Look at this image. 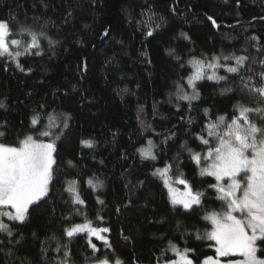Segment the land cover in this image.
Listing matches in <instances>:
<instances>
[{
    "label": "trees",
    "instance_id": "trees-1",
    "mask_svg": "<svg viewBox=\"0 0 264 264\" xmlns=\"http://www.w3.org/2000/svg\"><path fill=\"white\" fill-rule=\"evenodd\" d=\"M0 20L25 47L30 39L27 32L18 34L21 28L37 33L40 42L18 59L23 71L0 57V131L6 133L0 142L15 144L33 134L30 118L36 113V130H44L49 117L59 126L52 129L59 139L49 195L12 227V236L0 232V264H92L103 256L123 264H162L176 258L169 242L194 248V258L214 256V242L197 234L211 230L204 217L223 201L209 187L216 181L200 175L187 149L203 156L214 147L206 125L221 115L230 121L237 104L264 107L241 81L258 82L254 74L264 71V0H0ZM232 55L248 57L239 74L220 68L218 75L227 80L205 78L196 82L197 99L178 98L193 92L187 85L190 61L217 56L234 65L223 60ZM250 75L254 81L247 80ZM249 118L264 126L260 113ZM149 140L155 160L138 151ZM165 165L203 193L199 206L185 210L171 203L153 174ZM70 180L77 181L84 207L65 190ZM86 221L110 229L111 248L92 239L100 248L93 253L86 233L64 235Z\"/></svg>",
    "mask_w": 264,
    "mask_h": 264
},
{
    "label": "snow or ice",
    "instance_id": "snow-or-ice-1",
    "mask_svg": "<svg viewBox=\"0 0 264 264\" xmlns=\"http://www.w3.org/2000/svg\"><path fill=\"white\" fill-rule=\"evenodd\" d=\"M213 25L216 24L212 17H208ZM25 32L31 37L30 43L24 48V52L30 49H39L40 42L38 34L29 29L21 28L20 35ZM14 33L7 21L0 20V57H9L16 61V66L23 71L18 58L23 54L19 49L23 41L12 38ZM39 35H43L40 33ZM148 36L152 32L147 33ZM251 39L257 40L253 36ZM50 43H54L50 41ZM35 54L39 55V52ZM223 60H234L235 64H222L221 57L214 56L212 62L204 60H192L190 63L194 71L187 77V85L192 88L191 95L184 93L179 95V99L185 101L195 100L199 97L196 90V82L208 79L212 81L227 80V76L218 75V69L223 68L226 73L239 74L246 65L247 56L232 55L224 56ZM259 63L264 65V59ZM258 76V82L251 84L245 82L241 77L242 87L249 92L261 104H264V71L254 74ZM248 81H254V76L247 77ZM181 92L183 89L180 90ZM222 91H231L223 89ZM5 104L0 101V108ZM230 121L226 116L221 115L216 122L206 125L208 136L214 137L216 145L209 147L205 155L194 152L191 148L187 150L191 153V159L200 165L202 160L208 161L206 166L200 169V175L214 177L215 184L209 187L215 189L219 194L218 198L225 202L226 210L223 213L215 211L208 213L204 219L211 223V230L207 231L203 237L197 234V239H207L214 242L215 255L204 256L203 259L194 258L196 250L194 248H183L182 250L175 244L169 242V248L175 254V259L166 260L165 264H264V258L257 256L258 242L264 245V126H258L249 116L251 113H260L264 116V107H248L237 104ZM208 110L205 109L207 114ZM66 116L64 127H67ZM41 123L39 113L30 118L33 134H27L22 139H18L15 144L0 142V217H7L9 221L24 223L29 215L30 208L38 204L43 198L49 195L50 185L53 181L54 166L57 163L56 153L59 135L52 129L59 127L52 117L44 130H36V126ZM221 126L223 130L221 131ZM0 137L6 138V133L0 131ZM49 138L48 140L41 139ZM54 137V138H53ZM204 145H209L210 141L204 136L197 137ZM85 147H93L91 140H82ZM154 145L148 141V147L138 149L143 159L155 160L153 153ZM71 164V161H69ZM171 165H165L163 169H157L154 175L163 178L164 185L168 188L171 203L181 205L183 209H192L194 205L201 204L203 193L194 192L187 180L181 178L177 182L185 186L183 192H178L169 182L168 173ZM77 181H68L65 189L69 192L74 204L82 205L84 201L76 188ZM88 184L95 189L98 185L89 179ZM101 204L103 201H99ZM99 219H102L100 217ZM110 231L107 227H95L92 221L73 224L64 230V235L69 239L77 234L86 233L88 236V246L93 253L100 252V248L92 242V237L103 242L104 246L111 248L109 240L104 235ZM0 232H6L12 236V229L3 220H0ZM60 249L57 248V251ZM65 251V257L68 256ZM239 255L243 259L232 260L229 258ZM94 264H123L119 258H109L108 256L97 257Z\"/></svg>",
    "mask_w": 264,
    "mask_h": 264
},
{
    "label": "rangeland",
    "instance_id": "rangeland-1",
    "mask_svg": "<svg viewBox=\"0 0 264 264\" xmlns=\"http://www.w3.org/2000/svg\"><path fill=\"white\" fill-rule=\"evenodd\" d=\"M24 34H26V33H24ZM28 37H29V39H30V41H31V37H30V35H28ZM30 43V42H29ZM24 48H25V45L22 43L21 44V46H20V48L19 49H14V50H18V51H21L23 54H24ZM22 54V55H23ZM21 55V56H22ZM20 56V57H21ZM19 57V58H20ZM18 58V59H19ZM55 133V132H54ZM44 138V140H48L49 138H47V137H43ZM54 138V137H53ZM57 141V140H56ZM146 147H148V145L146 146ZM146 147H143V148H146ZM152 151H153V153L155 154V149H154V147H153V149H152ZM140 154V153H139ZM156 156V155H155ZM147 160H152V159H147ZM194 162V161H193ZM195 163V162H194ZM208 163V162H207ZM207 163H205V164H203V160L201 161V164L200 165H197L196 163V165L198 166V168H199V171H200V169L202 168V167H204V166H206V164ZM158 175V174H157ZM161 179H162V181H163V178L160 176V175H158ZM168 176H169V182H170V184H171V186L173 187V188H175V189H177L178 190V192H183L184 191V189H185V186L184 185H182V184H179L177 181L179 180V179H181V178H183L182 176H180L179 174H173L172 172H171V170H170V172L168 173ZM203 176H205V177H210V178H212V179H214L215 180V178L214 177H211V176H207V175H203ZM184 179V178H183ZM216 181V180H215ZM164 183V182H163ZM166 187V186H165ZM166 189H167V191H168V188L166 187ZM71 197H72V195H71ZM72 199H73V197H72ZM222 201V200H221ZM77 206H79V207H84V204H82V205H78V204H76ZM176 206H178V207H181V208H183L181 205H176ZM197 206H199V205H194L193 206V208L194 207H197ZM190 210V209H189ZM226 210V204H225V202L223 201V204L221 205V207L219 208V209H217V210H215V212H217V213H223L224 211ZM213 212V211H212ZM210 213V212H209ZM0 220H3L6 224H8L9 226H10V228L11 229H13L12 227L15 225V224H18L19 222H16V221H9L8 219H7V217H0ZM209 224H210V226H211V223L208 221V220H206ZM212 227V226H211ZM6 233V232H5ZM80 234H83V233H80ZM78 235V234H77ZM106 237H107V239L109 240V238H108V233H105L104 234ZM91 239H95V240H97L95 237H92ZM99 243H101V244H103V242L102 241H100V240H97ZM258 252H257V256H259V257H261V258H264V245H261V244H259V242H258ZM226 259H232V260H241V259H243L242 257H240L239 255H237V256H233V257H229V258H222V260H226ZM92 264H94V263H92ZM162 264H165V263H162Z\"/></svg>",
    "mask_w": 264,
    "mask_h": 264
}]
</instances>
